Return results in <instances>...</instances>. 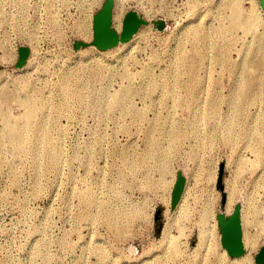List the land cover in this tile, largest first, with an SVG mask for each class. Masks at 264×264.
Masks as SVG:
<instances>
[{"label":"rangeland","instance_id":"1","mask_svg":"<svg viewBox=\"0 0 264 264\" xmlns=\"http://www.w3.org/2000/svg\"><path fill=\"white\" fill-rule=\"evenodd\" d=\"M233 1L254 17L237 16ZM100 2L0 0V108L32 107L16 126L20 145L0 117V264H231L215 214L235 204L255 219L256 264L259 0H112L113 27L127 9L147 22L97 48L79 23L91 24ZM157 17L160 28L149 21ZM76 39L85 42L74 47ZM19 44L26 54L15 64ZM176 172L182 185L170 204Z\"/></svg>","mask_w":264,"mask_h":264},{"label":"water","instance_id":"2","mask_svg":"<svg viewBox=\"0 0 264 264\" xmlns=\"http://www.w3.org/2000/svg\"><path fill=\"white\" fill-rule=\"evenodd\" d=\"M260 6L264 10V0H259ZM111 7L112 0H101L100 5L91 14V37L89 42L97 48H105L115 44L117 41L127 39L130 34L141 23H146V18L142 17L134 9H127L123 12L120 19V26L115 29L111 26ZM151 24L160 28L164 21L162 18H152ZM85 41L76 39L72 41V46L76 47L84 44ZM26 54V46L19 44L17 46V55L15 64H21ZM218 169H220L218 167ZM219 172V170H218ZM215 184L220 190V204L224 201V191L219 180V174L216 176ZM182 185V175L175 173L174 180L170 188V204H173L178 196ZM216 222L219 230V241L224 247L226 253L238 255L243 252L242 226L240 219V207L235 204L231 211L226 214L216 212Z\"/></svg>","mask_w":264,"mask_h":264},{"label":"bare ground","instance_id":"3","mask_svg":"<svg viewBox=\"0 0 264 264\" xmlns=\"http://www.w3.org/2000/svg\"><path fill=\"white\" fill-rule=\"evenodd\" d=\"M231 8L236 11V15L237 16L247 17V19H252L254 17V14L253 13L251 15L249 13V16H247V14H246V16L243 15L242 12L240 11V7H239L238 3L235 2V1H233L231 3ZM113 20H114V27L116 29H118L119 26H120V16H119V13L118 12H116L114 14ZM90 25H91L90 24V21H89V19L87 17H85L84 19H82V21L79 23V27L81 28L82 33H84V35H86V36L88 35L89 32H91L90 31ZM197 36H195V37H197ZM88 37H90V36H88ZM197 39H198V37H197ZM196 48H198V47H196ZM195 53H197V52H195ZM125 88H123V90ZM128 90H126V91H128ZM124 92H125V90H124ZM116 100H117V98H116ZM27 102L26 101L25 102L23 101V103H22L23 107H22L20 113L17 114V115H14V114L11 115L6 109L3 110V109L0 108V117L4 119V121L6 122V124H8V126L6 127V130H5V133L7 134L6 136L9 139H13V140L15 139L16 140L15 142H16L17 145H20L21 144V141H18V140H20V138H21L22 130L20 128H17L16 126H18V125H22V126L23 125H26V123L29 122L28 119H29V117L31 115V112H32V109H31L32 107H31V105H29L30 102L29 103H27ZM21 120H23V122ZM43 140H44V138H43ZM81 194H83V193H81ZM182 197H183V195H181V199H179V201L177 203V206H180L181 205V202L180 201L182 200ZM224 208L225 209H228V210L230 209L229 208V201L225 205ZM250 216H251V211L248 208L244 212L241 211V213H240V219H241V225H242V240H243L244 250H243L242 253H240L238 255H229V260L231 261V264H233V263H235V264H250L251 263V257L248 255V252L252 248L255 247V245L257 243L258 234H251L248 231L249 225H251L254 222L253 220H255L254 218H252V216L251 217ZM256 223L259 224V225H257V226H259V232L264 233V215H263V218L262 219H257L256 220ZM221 250H222L223 255H225L226 254V251H225V249H224L223 246L221 247Z\"/></svg>","mask_w":264,"mask_h":264},{"label":"flooded vegetation","instance_id":"4","mask_svg":"<svg viewBox=\"0 0 264 264\" xmlns=\"http://www.w3.org/2000/svg\"><path fill=\"white\" fill-rule=\"evenodd\" d=\"M252 258L256 264H264V243L260 244L257 249L252 253Z\"/></svg>","mask_w":264,"mask_h":264}]
</instances>
